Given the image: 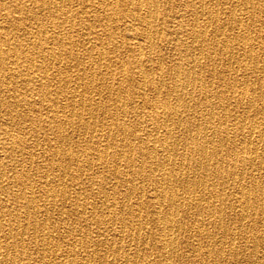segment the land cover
I'll use <instances>...</instances> for the list:
<instances>
[{
	"label": "bare ground",
	"instance_id": "6f19581e",
	"mask_svg": "<svg viewBox=\"0 0 264 264\" xmlns=\"http://www.w3.org/2000/svg\"><path fill=\"white\" fill-rule=\"evenodd\" d=\"M0 264H264V0H0Z\"/></svg>",
	"mask_w": 264,
	"mask_h": 264
},
{
	"label": "rangeland",
	"instance_id": "374dc122",
	"mask_svg": "<svg viewBox=\"0 0 264 264\" xmlns=\"http://www.w3.org/2000/svg\"><path fill=\"white\" fill-rule=\"evenodd\" d=\"M127 66H130V64H129V63H127Z\"/></svg>",
	"mask_w": 264,
	"mask_h": 264
}]
</instances>
